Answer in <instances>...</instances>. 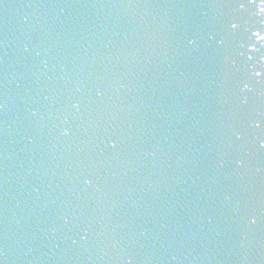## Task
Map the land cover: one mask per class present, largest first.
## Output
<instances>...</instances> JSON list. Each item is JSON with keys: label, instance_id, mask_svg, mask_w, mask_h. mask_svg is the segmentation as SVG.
<instances>
[{"label": "water", "instance_id": "1", "mask_svg": "<svg viewBox=\"0 0 264 264\" xmlns=\"http://www.w3.org/2000/svg\"><path fill=\"white\" fill-rule=\"evenodd\" d=\"M0 264H264V0H0Z\"/></svg>", "mask_w": 264, "mask_h": 264}]
</instances>
